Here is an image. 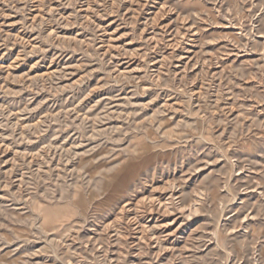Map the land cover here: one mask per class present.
<instances>
[{
    "label": "rangeland",
    "instance_id": "obj_1",
    "mask_svg": "<svg viewBox=\"0 0 264 264\" xmlns=\"http://www.w3.org/2000/svg\"><path fill=\"white\" fill-rule=\"evenodd\" d=\"M253 254L264 0H0V264Z\"/></svg>",
    "mask_w": 264,
    "mask_h": 264
},
{
    "label": "bare ground",
    "instance_id": "obj_2",
    "mask_svg": "<svg viewBox=\"0 0 264 264\" xmlns=\"http://www.w3.org/2000/svg\"><path fill=\"white\" fill-rule=\"evenodd\" d=\"M247 189V188H246ZM243 200V199H242ZM242 214V213H241ZM253 217V216H252ZM243 220V219H242ZM119 228V227H118ZM257 254V253H256ZM250 258V257H249ZM254 260V263L252 264H264V261L262 263L258 262L259 261V257L257 255H254L253 254V257H252Z\"/></svg>",
    "mask_w": 264,
    "mask_h": 264
}]
</instances>
